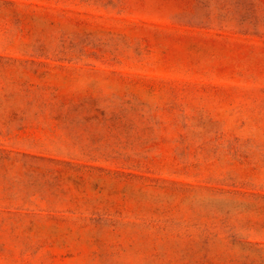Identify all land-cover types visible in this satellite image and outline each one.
<instances>
[{
    "label": "rangeland",
    "instance_id": "374dc122",
    "mask_svg": "<svg viewBox=\"0 0 264 264\" xmlns=\"http://www.w3.org/2000/svg\"><path fill=\"white\" fill-rule=\"evenodd\" d=\"M0 264H264V0H0Z\"/></svg>",
    "mask_w": 264,
    "mask_h": 264
}]
</instances>
